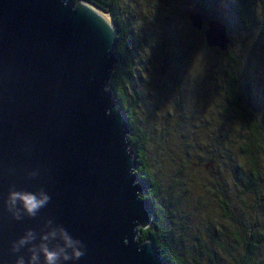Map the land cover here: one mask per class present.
I'll return each mask as SVG.
<instances>
[{"label":"water","instance_id":"obj_1","mask_svg":"<svg viewBox=\"0 0 264 264\" xmlns=\"http://www.w3.org/2000/svg\"><path fill=\"white\" fill-rule=\"evenodd\" d=\"M78 2L0 0V264L27 259L13 242L49 219L85 245L68 264H167L137 240L153 211L134 174L127 117L109 90L114 28ZM187 19L198 31L205 23L207 48L228 49L224 24L197 11ZM13 185L42 187L51 200L17 221L4 207Z\"/></svg>","mask_w":264,"mask_h":264},{"label":"trees","instance_id":"obj_2","mask_svg":"<svg viewBox=\"0 0 264 264\" xmlns=\"http://www.w3.org/2000/svg\"><path fill=\"white\" fill-rule=\"evenodd\" d=\"M69 1L75 4L80 0ZM85 1L109 16L115 32L113 53L117 64L110 76L109 90L116 105L122 108L127 117L128 140L137 163L134 174L138 175L145 186L141 199L147 200L153 211L149 226L139 230V243L150 241L167 264H202L196 256H190L188 262L175 251L176 232L171 229L174 224L171 210L173 202L169 198L163 206L157 205L161 187L149 168L146 150L148 138L139 124L137 111L142 105L146 108L151 104H147L149 99L145 100L146 95L152 96L153 105L158 107L163 102L161 99H164L162 95L165 92H175L164 85L152 88L151 83L145 84L142 69L147 67L155 70L154 60L166 64L173 57L178 63L174 64L176 73L187 78L196 74L204 78L207 72H198V64L194 61L196 54L193 51H212L220 57L215 70L217 80L215 79L213 86L220 98L215 106L217 126L210 125L217 129V157L212 153L209 161H217V207L230 227L225 228L219 224L224 228L223 231L217 229L208 234L210 241L217 244L225 257L204 244H199V252L206 254L208 264H264V190L261 188L264 185V53L260 55L256 52L260 43L250 39L261 19L259 7L262 0H188L194 2L195 6L192 7L198 13L204 17L211 14L213 20L224 24L228 36L231 31L228 23L235 22L237 29L244 34L237 47L238 53L230 49L234 46L231 36L225 52L207 48L203 38L205 23L199 31L188 28L190 32H196L195 39L186 41L179 35L171 36V30L177 27L178 31L179 26L167 19V15H161L159 23L148 29L150 38L143 35L139 40L134 34L135 25L140 22L147 24L149 21L147 15L142 14L137 0H131V3L123 0ZM159 1L166 3L169 0ZM209 10L211 13L207 12ZM187 14L188 12L183 14L181 23H187ZM207 63L202 64L205 66ZM168 75L177 80L183 77L176 78L171 69ZM181 85L182 82L178 89ZM143 91L146 92L145 95ZM167 103L170 104L169 101L165 102L163 107ZM181 103L176 102L174 107L184 111L182 113L186 115L187 107L185 103ZM186 103L192 104L191 101ZM201 138L212 141L204 129L195 135L197 142ZM231 187L236 191L232 196L229 195ZM184 236L185 233L180 237ZM170 237L175 241L173 246Z\"/></svg>","mask_w":264,"mask_h":264},{"label":"rangeland","instance_id":"obj_3","mask_svg":"<svg viewBox=\"0 0 264 264\" xmlns=\"http://www.w3.org/2000/svg\"><path fill=\"white\" fill-rule=\"evenodd\" d=\"M123 1L130 2L131 0ZM137 3L142 14L147 15L149 21L148 25L145 22L135 25L134 34L139 40L143 35L150 38L148 29L154 28V25L159 23L161 15H167V19H171V22L173 21L179 26L178 31L177 27L171 30V36L179 35L186 41L196 38V32L189 31L193 28L188 20L187 23H181L184 13L186 15V12L195 11L192 7L195 6L194 2L169 0L163 3L159 0H137ZM219 7L222 8V6ZM259 9H261L259 10L261 19L253 29L250 39L260 43V46H257L255 50L263 55L264 0L260 3ZM207 12L211 13L210 10ZM215 13L217 12L215 11ZM105 15L109 20V16ZM207 16H205L207 20H213L211 14ZM228 24L231 26L229 36L234 41V46H231L230 49L238 53L237 47L241 44L240 41L244 34L237 29L235 22ZM193 52L196 54L194 61L198 64V72L201 74L207 72L204 78L198 77L197 74L187 78L181 73H176L174 64L178 63L173 57L172 61H168L166 64L154 60L155 70H149L147 67L145 70H141V75L146 79L145 84L146 82L147 84L151 83L152 88L155 85H164L175 92H165L162 95L164 99H161L163 102L158 107L153 105L152 96L146 95L145 100L149 99L147 104H151L146 108L142 105L137 111V117L148 138L146 150L150 171L161 187L157 205L163 206L169 198L173 202L171 210L174 224L171 229L176 232L177 245L170 237L172 246L175 245V251L188 262L190 256H196L202 264H208L206 254L199 252V244H204L205 247L211 248L216 253L218 251L225 257L221 249L217 248V244L210 241L208 234L210 235L212 230L223 231L224 228L219 224L225 228L230 227L229 222L223 219L217 207V161H209L212 153L217 157V129H213L210 125L217 126L215 106L220 95L217 94L213 86L215 79L217 80L215 70H217V61L220 60V57L213 54L212 51L202 50L201 53H198L195 50ZM140 54L143 53L140 52ZM149 59H151L150 53ZM204 62L208 63L203 66ZM169 69L176 78L183 76L181 80L174 79L173 76L170 77ZM180 82L182 85L178 89ZM145 93L143 91L144 95ZM168 101L170 104L167 103L166 107H163L164 103ZM186 101H191L192 104L188 105ZM176 102L185 103L186 115L182 113L184 111L174 107ZM203 129L212 141L208 138H201L198 142L195 140V135L199 131L202 132ZM230 183L232 185L233 182L230 180ZM261 188L264 190V185ZM229 191L230 196L236 194L232 187L229 188ZM183 233L185 236L180 237ZM229 240L230 238L227 241L229 242Z\"/></svg>","mask_w":264,"mask_h":264},{"label":"clouds","instance_id":"obj_4","mask_svg":"<svg viewBox=\"0 0 264 264\" xmlns=\"http://www.w3.org/2000/svg\"><path fill=\"white\" fill-rule=\"evenodd\" d=\"M29 173V178L36 176ZM51 197L44 188L35 191L9 188L4 201L6 211L13 219L19 221L25 216L36 218L41 209L47 206ZM26 249L27 259L23 255L17 257L15 264H68L85 255V245L74 238L62 225L54 224L51 219L45 221L43 228L37 232L27 229L23 236L12 244L14 253Z\"/></svg>","mask_w":264,"mask_h":264},{"label":"bare ground","instance_id":"obj_5","mask_svg":"<svg viewBox=\"0 0 264 264\" xmlns=\"http://www.w3.org/2000/svg\"><path fill=\"white\" fill-rule=\"evenodd\" d=\"M78 3H79V5H82L84 7L91 9L93 12H95L97 15H99L109 26L111 25L105 14H103L102 12H100L99 10L95 9L94 7H92L91 5H89L88 3H86L82 0L79 1Z\"/></svg>","mask_w":264,"mask_h":264}]
</instances>
